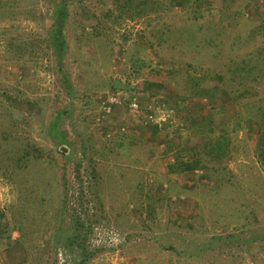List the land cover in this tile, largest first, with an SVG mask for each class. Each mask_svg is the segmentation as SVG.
<instances>
[{"label": "rangeland", "instance_id": "obj_1", "mask_svg": "<svg viewBox=\"0 0 264 264\" xmlns=\"http://www.w3.org/2000/svg\"><path fill=\"white\" fill-rule=\"evenodd\" d=\"M58 1L0 0V264H79L84 236L85 264H264L259 124L245 123L264 121V0H137L123 21L90 18L112 0L70 4L74 99L44 41ZM114 88L177 123L158 134L122 106L101 125ZM60 109L65 155L48 131ZM221 134L225 156L194 150Z\"/></svg>", "mask_w": 264, "mask_h": 264}, {"label": "trees", "instance_id": "obj_2", "mask_svg": "<svg viewBox=\"0 0 264 264\" xmlns=\"http://www.w3.org/2000/svg\"><path fill=\"white\" fill-rule=\"evenodd\" d=\"M84 0H59L53 5L50 17V24L45 32L44 41L48 49L52 52V55L55 58V65L57 68V75L63 76V81L61 82V88L66 95L74 99L75 98V89L72 87L71 89V82H70V75L69 72L66 70L65 63L68 50L70 48L69 40H68V29H69V22H70V4L82 3ZM114 8H112V5ZM110 6L108 7L107 11H104L102 15L93 12L91 19H104L105 16H112L117 12L118 19L122 16L123 20H136L140 19L143 15V10L141 4L137 0H112ZM140 9V10H138ZM128 17H131L128 19ZM95 26V25H94ZM114 90L118 91L114 88ZM193 94V89L190 90ZM124 93V92H123ZM218 93V89H215L213 92V96ZM127 97L133 96L134 92L131 94L124 93ZM67 111L65 109H60L55 117L51 120L48 131L49 135L52 138L55 146L60 149L65 144H68V140L66 135L60 131L62 127V122L66 116ZM264 117V114H263ZM247 121L243 119V117L239 118L238 127L241 128L242 124L245 123L247 125L252 126L254 122L259 124L258 134H257V141L255 145V152L258 158V161L263 166L264 169V121L255 119L254 116H248L246 118ZM228 141L226 135L221 134L220 138H210V140L205 141V143L201 147H194V150L198 152L200 149H203L206 154H213V152L217 151V155L219 157H223L226 155L227 146L224 142ZM60 152L65 155L66 153L60 149ZM201 161L191 162V161H184L181 163L174 162L171 166L172 168H176V171H193L198 169V166L204 167ZM207 168V167H206ZM80 168L78 167L77 170ZM80 178V174H78ZM24 180H31L29 178L21 177L22 182L25 184ZM20 188L22 186L18 185ZM33 187V186H31ZM30 188L27 190L25 194H28ZM22 194V191H21ZM68 207V203L66 201L62 202V206ZM14 229L21 231V226L15 223ZM69 237V236H68ZM84 236L83 238H77L73 242V246L80 250L81 259L79 260V264H85L91 259V254L87 252L86 240ZM68 239V238H67Z\"/></svg>", "mask_w": 264, "mask_h": 264}, {"label": "built area", "instance_id": "obj_3", "mask_svg": "<svg viewBox=\"0 0 264 264\" xmlns=\"http://www.w3.org/2000/svg\"><path fill=\"white\" fill-rule=\"evenodd\" d=\"M98 101L99 108L96 121L101 125L105 123V120L115 111L116 107L122 106L127 107L130 114L140 117L145 124H154L159 129L172 125L177 121L178 109L166 108L165 105L157 101L148 102L144 105L140 96H136V93L131 97H127L121 91H109L99 95ZM160 105L165 109L160 108ZM121 130L127 131V126L123 125ZM108 136H110V133Z\"/></svg>", "mask_w": 264, "mask_h": 264}, {"label": "crops", "instance_id": "obj_4", "mask_svg": "<svg viewBox=\"0 0 264 264\" xmlns=\"http://www.w3.org/2000/svg\"><path fill=\"white\" fill-rule=\"evenodd\" d=\"M119 109H121L120 107H116V112L115 113H117V110L119 111ZM120 111H122V110H120ZM116 115H114V117H115ZM131 116L132 117H135V115H132L131 114ZM113 117V118H114ZM110 119H112V118H110ZM115 123L116 122H119V120H115L114 121ZM176 123H177V121H176ZM176 123H174V124H176ZM173 125V124H172ZM147 126H149V127H151L152 129H153V131L155 132V133H158V134H160L158 131H166L167 129H169L170 127H173V126H170V125H167V126H165L164 128H162V129H159L156 125H154V124H147ZM173 160H172V162H171V164H173L174 162H176L177 161V157H173L172 158ZM194 172H197V171H199V170H193ZM183 172V171H182Z\"/></svg>", "mask_w": 264, "mask_h": 264}]
</instances>
